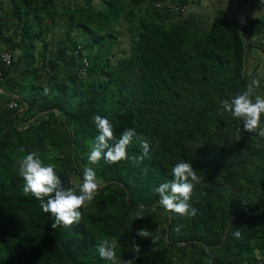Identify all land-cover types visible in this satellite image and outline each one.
<instances>
[{
  "label": "trees",
  "instance_id": "16d2710c",
  "mask_svg": "<svg viewBox=\"0 0 264 264\" xmlns=\"http://www.w3.org/2000/svg\"><path fill=\"white\" fill-rule=\"evenodd\" d=\"M7 1L0 51L13 61L0 64L11 92L0 97V264H108L96 247L103 240L116 243L118 264H259L250 261L256 253L264 264V137L222 106L262 78L248 57L264 47L248 39L264 33V17L243 24L218 9L206 25L163 0H9L3 15ZM117 23L131 31V49L112 64L93 53L118 40ZM12 100L18 107L8 108ZM97 114L116 140L125 129L148 138L151 159L89 164ZM32 152L66 188L79 190L86 166L96 172L100 187L77 225L53 229L51 214L23 193L19 162ZM127 152L142 154L137 137ZM181 160L201 178L190 200L195 217L165 210L155 192ZM141 228L154 242L136 235Z\"/></svg>",
  "mask_w": 264,
  "mask_h": 264
},
{
  "label": "clouds",
  "instance_id": "9594fccd",
  "mask_svg": "<svg viewBox=\"0 0 264 264\" xmlns=\"http://www.w3.org/2000/svg\"><path fill=\"white\" fill-rule=\"evenodd\" d=\"M264 5V0H261ZM88 58V57H87ZM89 60V59H88ZM260 87L259 80H252L246 90L235 95L230 102H224L223 108L226 112L243 122V130L249 133H256L264 137V127H261V118L264 115V97L256 94V88ZM49 90L44 89V95ZM94 123L99 133L96 142L88 156L89 164L95 165L103 159L108 164H116L121 161L127 162L129 159L133 163L143 162L151 159V142L148 138H140L135 129H125L121 137L116 140L114 129L109 119L100 115L94 116ZM140 140L142 154L128 156V146L133 138ZM24 151L23 148L20 149ZM172 179L161 183L155 192L159 195V202L164 209L177 213L184 217H195L198 209L190 203L196 186L201 182L191 162L181 160L171 169ZM18 175L23 179V193L31 195L37 201L45 214H51L54 222L53 229L58 226L70 228L77 225L82 218L81 209L86 208L95 198L100 184L97 180L96 172L92 167L83 169V181L79 190L66 188L61 177L57 175L52 165H45L37 152H32L24 156L19 162ZM145 205L140 204L135 210L136 219L144 217ZM136 235L141 238L154 237L146 228L137 229ZM239 238L240 232L234 233ZM139 249V246L133 245ZM97 251L101 259L108 261V264H118L116 256V243L103 240L97 244ZM135 260H128L127 264H133Z\"/></svg>",
  "mask_w": 264,
  "mask_h": 264
},
{
  "label": "rangeland",
  "instance_id": "374dc122",
  "mask_svg": "<svg viewBox=\"0 0 264 264\" xmlns=\"http://www.w3.org/2000/svg\"><path fill=\"white\" fill-rule=\"evenodd\" d=\"M198 0H188V4L186 6V10L183 11V13H186L184 16H186L188 13H195L198 20L204 22V24H208V22L210 23L212 17L214 16L215 14V5L213 4L215 0H213L212 3H210V0H200L199 3H197ZM67 3H71L73 4L74 6L78 5V4H86L88 3V0H66ZM162 2H167L169 3L170 5L174 6L176 4V2L174 0H163ZM93 6H98L101 4V0H93L92 2ZM162 4V3H161ZM3 10H2V14L5 15V13H8V10L10 9L11 7V4L9 2V0L7 2H4L3 4ZM9 15V14H8ZM179 18H181V15L178 16ZM126 23V22H125ZM116 28H117V31L121 32V34H119L118 36V40H116L115 43H107L106 45H104L103 47H96L94 49V53H103L104 56L108 55V58H110V61L112 64L116 63L118 58L123 54V52L125 51H128L129 53V50L131 49V31L124 26H122L121 24L117 23L116 25ZM55 35L56 37H59L61 36V31H60V26L59 25H56L55 27ZM64 29V28H63ZM122 30V31H120ZM81 38H84V35H81ZM99 49L102 50L99 51ZM92 54V55H93ZM263 55V54H262ZM252 56H254L252 54ZM106 57H104L105 59ZM257 59L256 57L253 58V62L257 63ZM90 62V61H89ZM259 63H260V70H259V73L262 75V78H264V55L262 56V60L260 59L259 60ZM253 66H256L253 64ZM262 66V67H261ZM46 69V67H45ZM261 80V79H260ZM259 80V81H260ZM47 81L46 79H41V84L42 85H46V82ZM263 82H264V79H263ZM262 82V84H263ZM260 88V87H259ZM257 95H260L262 97H264V84H263V88H260ZM34 119L31 120L34 121ZM51 153V152H49ZM72 181L74 182H80L81 180L73 175L72 176ZM250 261L252 263H259V264H262V256L260 255V253H256V257L252 260L250 259Z\"/></svg>",
  "mask_w": 264,
  "mask_h": 264
},
{
  "label": "crops",
  "instance_id": "0c3cea01",
  "mask_svg": "<svg viewBox=\"0 0 264 264\" xmlns=\"http://www.w3.org/2000/svg\"><path fill=\"white\" fill-rule=\"evenodd\" d=\"M212 2L213 0H210V3ZM213 4L215 5V12L218 9H224L227 11L229 17L238 19L243 24L252 18L264 17V5H262L261 0H215ZM249 43H252L255 47H264V33L249 38L248 44ZM252 54L254 56H252ZM262 54L264 55V51L261 48H253L251 50L248 57L249 71L255 68L253 64L260 70L259 60H262ZM255 57L258 60L257 63L253 62V58ZM262 80L263 78H261V81ZM10 93V90L7 88V83L3 78H0V97L9 95Z\"/></svg>",
  "mask_w": 264,
  "mask_h": 264
},
{
  "label": "built area",
  "instance_id": "2783aa9c",
  "mask_svg": "<svg viewBox=\"0 0 264 264\" xmlns=\"http://www.w3.org/2000/svg\"><path fill=\"white\" fill-rule=\"evenodd\" d=\"M171 8L175 9V10H182L185 11L186 7H180L178 5H171ZM13 61V54L10 51H0V64H4L5 66H9L11 65ZM84 63L86 65L89 64V60L87 57L84 58ZM84 71V70H83ZM2 76V71L0 70V77ZM8 108L13 109L18 107V102L16 100H12L7 104Z\"/></svg>",
  "mask_w": 264,
  "mask_h": 264
},
{
  "label": "water",
  "instance_id": "95a60500",
  "mask_svg": "<svg viewBox=\"0 0 264 264\" xmlns=\"http://www.w3.org/2000/svg\"><path fill=\"white\" fill-rule=\"evenodd\" d=\"M37 118V117H36Z\"/></svg>",
  "mask_w": 264,
  "mask_h": 264
}]
</instances>
